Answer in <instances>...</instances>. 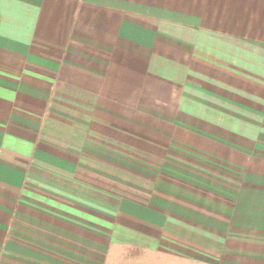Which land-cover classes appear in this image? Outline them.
<instances>
[{
    "label": "crops",
    "instance_id": "1",
    "mask_svg": "<svg viewBox=\"0 0 264 264\" xmlns=\"http://www.w3.org/2000/svg\"><path fill=\"white\" fill-rule=\"evenodd\" d=\"M188 139L235 161L209 201L86 166L101 140L164 162ZM115 246L264 264V0H0V264Z\"/></svg>",
    "mask_w": 264,
    "mask_h": 264
},
{
    "label": "rangeland",
    "instance_id": "2",
    "mask_svg": "<svg viewBox=\"0 0 264 264\" xmlns=\"http://www.w3.org/2000/svg\"><path fill=\"white\" fill-rule=\"evenodd\" d=\"M169 147L171 158L157 162L139 155V150L135 147L108 144L101 140L93 144V151L99 153L100 160L90 163L91 165L87 163L86 166L94 171L97 170L96 165L100 167L96 175L101 189H115L113 192L115 195L129 194L132 197L137 194L128 192L127 188H135L138 185L141 187L140 185L145 183L148 188L153 184L158 188L163 186L169 189L167 194L176 196L181 193L186 200L191 198L195 201H204L202 199L209 201L210 195L214 193L212 189H221L220 185H228L232 179L230 174L235 169V161L231 157L226 159L222 157L223 152L219 149V143L209 146L188 139L187 142L174 143ZM122 255L115 246L107 260L100 264H206L193 259L159 255L152 258L135 257L122 262L124 259ZM27 262L44 263L36 258H29ZM68 263L74 264L70 260Z\"/></svg>",
    "mask_w": 264,
    "mask_h": 264
}]
</instances>
